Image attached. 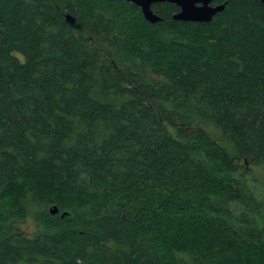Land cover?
<instances>
[{
    "label": "trees",
    "instance_id": "trees-1",
    "mask_svg": "<svg viewBox=\"0 0 264 264\" xmlns=\"http://www.w3.org/2000/svg\"><path fill=\"white\" fill-rule=\"evenodd\" d=\"M223 1L0 0V264H264V0Z\"/></svg>",
    "mask_w": 264,
    "mask_h": 264
},
{
    "label": "water",
    "instance_id": "water-1",
    "mask_svg": "<svg viewBox=\"0 0 264 264\" xmlns=\"http://www.w3.org/2000/svg\"><path fill=\"white\" fill-rule=\"evenodd\" d=\"M136 4L142 13V16L149 22L161 20V17L155 13L151 7L156 2H169L178 7V11L172 14L174 19L183 21H209L212 17L225 8L226 1L213 4L214 0H125ZM58 207L53 205L50 213H56ZM63 212L61 215L65 214Z\"/></svg>",
    "mask_w": 264,
    "mask_h": 264
},
{
    "label": "rangeland",
    "instance_id": "rangeland-1",
    "mask_svg": "<svg viewBox=\"0 0 264 264\" xmlns=\"http://www.w3.org/2000/svg\"><path fill=\"white\" fill-rule=\"evenodd\" d=\"M208 130L211 131V134L214 138L219 140V131L214 128L213 126H207ZM250 170V173L245 176V182L247 185V188L251 190L262 202L264 205V172L261 165H252ZM53 207L51 205L49 207V210ZM39 209L32 210L31 213H29L25 219V221L21 224H19L20 230L27 234V235H33L37 230V216L39 214ZM257 220L260 223H264V207L261 211V214H258Z\"/></svg>",
    "mask_w": 264,
    "mask_h": 264
},
{
    "label": "flooded vegetation",
    "instance_id": "flooded-vegetation-1",
    "mask_svg": "<svg viewBox=\"0 0 264 264\" xmlns=\"http://www.w3.org/2000/svg\"><path fill=\"white\" fill-rule=\"evenodd\" d=\"M216 2H213V4H215Z\"/></svg>",
    "mask_w": 264,
    "mask_h": 264
}]
</instances>
